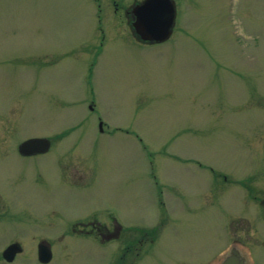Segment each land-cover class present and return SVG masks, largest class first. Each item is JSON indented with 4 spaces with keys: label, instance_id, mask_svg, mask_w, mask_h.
<instances>
[{
    "label": "rangeland",
    "instance_id": "374dc122",
    "mask_svg": "<svg viewBox=\"0 0 264 264\" xmlns=\"http://www.w3.org/2000/svg\"><path fill=\"white\" fill-rule=\"evenodd\" d=\"M118 2L115 14L107 0H0V207L60 227L117 214L151 230L143 264L254 254L264 0H173L162 44L137 43L121 15L132 0ZM40 137L47 154L18 156Z\"/></svg>",
    "mask_w": 264,
    "mask_h": 264
},
{
    "label": "flooded vegetation",
    "instance_id": "af4514ba",
    "mask_svg": "<svg viewBox=\"0 0 264 264\" xmlns=\"http://www.w3.org/2000/svg\"><path fill=\"white\" fill-rule=\"evenodd\" d=\"M107 1L113 5L116 14L120 7L118 0ZM140 2L132 0L129 7H122L124 14L121 15L127 22H132L131 8ZM121 15L117 17L121 18ZM129 33L137 43L155 44L141 41L133 31ZM117 37H121L124 42L128 40V36L124 34L112 39ZM103 44L104 37L101 41L98 40L95 51L90 54L93 57L92 66L97 63L102 54L100 48ZM18 156L31 158L40 155L23 157L18 154ZM248 176V179L253 180L256 186L253 190L247 191V197L257 204L255 221L264 227V153H261L257 167ZM254 193L257 195L255 196ZM0 211V264H53L56 261L61 264H71L70 259L77 254L86 259V264H143L151 256L154 247V241L148 238V232L151 230L135 228L129 222L125 223L117 214L107 213L105 218L109 221L108 223L100 222L95 216H88L84 221L71 223L68 227L67 224H63V227H60L45 220L43 215H35L25 219L23 223L13 215L6 213L3 207H0ZM34 221L39 227L32 224ZM256 238L259 241V250L254 254L249 249L250 254L246 256L238 248L231 247L219 264L228 256H231L236 264L243 263V257L253 261V264L255 256L263 257L262 263L264 264V229L258 228V236L254 239ZM11 246L17 252L4 255ZM40 251L48 258L45 263L39 261ZM212 263L210 260L207 264Z\"/></svg>",
    "mask_w": 264,
    "mask_h": 264
},
{
    "label": "water",
    "instance_id": "95a60500",
    "mask_svg": "<svg viewBox=\"0 0 264 264\" xmlns=\"http://www.w3.org/2000/svg\"><path fill=\"white\" fill-rule=\"evenodd\" d=\"M131 14L133 15L131 27L143 42L162 43L166 41L170 37L176 21V7L172 0H144L132 8ZM49 147L50 141L46 138H30L18 146V153L22 156L43 154L48 151ZM16 252L17 250L11 246L4 255ZM39 261L43 263L48 261L45 253L41 251ZM233 261V258L228 256L222 264H236Z\"/></svg>",
    "mask_w": 264,
    "mask_h": 264
}]
</instances>
